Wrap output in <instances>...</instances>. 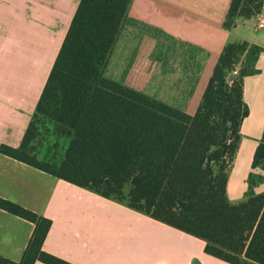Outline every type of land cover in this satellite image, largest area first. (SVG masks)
I'll return each instance as SVG.
<instances>
[{"label":"trees","instance_id":"16d2710c","mask_svg":"<svg viewBox=\"0 0 264 264\" xmlns=\"http://www.w3.org/2000/svg\"><path fill=\"white\" fill-rule=\"evenodd\" d=\"M131 0H80L18 146L0 151L204 240V251L231 264H264V128L242 199L227 194L243 118L244 78L258 71L261 45L225 43L194 111L104 73ZM264 10V0H230L223 25ZM238 65V72L231 70ZM47 122L62 138L61 157L35 145ZM260 167L263 173L254 169ZM0 207L34 223L16 261L75 264L43 249L51 218L0 196Z\"/></svg>","mask_w":264,"mask_h":264},{"label":"crops","instance_id":"0c3cea01","mask_svg":"<svg viewBox=\"0 0 264 264\" xmlns=\"http://www.w3.org/2000/svg\"><path fill=\"white\" fill-rule=\"evenodd\" d=\"M79 1L0 0V142L20 144ZM229 2L131 0L104 73L194 111L226 42L264 48V10L227 28ZM255 65L244 78L249 111L229 169L231 201L244 196L264 128V49ZM0 196L51 218L43 249L75 264H231L207 254L201 238L1 151ZM33 228L0 207V255L18 261Z\"/></svg>","mask_w":264,"mask_h":264},{"label":"rangeland","instance_id":"374dc122","mask_svg":"<svg viewBox=\"0 0 264 264\" xmlns=\"http://www.w3.org/2000/svg\"><path fill=\"white\" fill-rule=\"evenodd\" d=\"M41 133L35 140V145L41 154L54 155L56 158L61 157L66 142L60 138L51 134L49 124L47 122H40ZM254 172L263 173L260 167L254 169ZM264 184V181H263Z\"/></svg>","mask_w":264,"mask_h":264},{"label":"built area","instance_id":"2783aa9c","mask_svg":"<svg viewBox=\"0 0 264 264\" xmlns=\"http://www.w3.org/2000/svg\"><path fill=\"white\" fill-rule=\"evenodd\" d=\"M258 26H264V17H261L258 19V23H257ZM238 72V65H236L230 72V75L233 76V75H236Z\"/></svg>","mask_w":264,"mask_h":264}]
</instances>
